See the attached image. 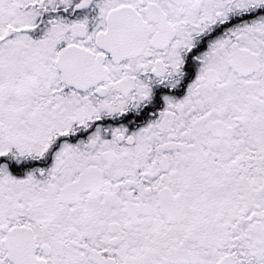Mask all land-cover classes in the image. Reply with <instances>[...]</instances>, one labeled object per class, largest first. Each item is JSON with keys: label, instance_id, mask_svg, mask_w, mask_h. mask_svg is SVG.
Wrapping results in <instances>:
<instances>
[{"label": "snow or ice", "instance_id": "1", "mask_svg": "<svg viewBox=\"0 0 264 264\" xmlns=\"http://www.w3.org/2000/svg\"><path fill=\"white\" fill-rule=\"evenodd\" d=\"M0 264H264V0H0Z\"/></svg>", "mask_w": 264, "mask_h": 264}]
</instances>
